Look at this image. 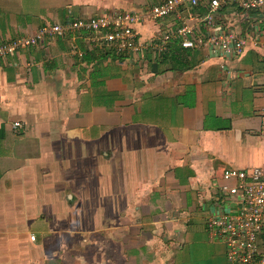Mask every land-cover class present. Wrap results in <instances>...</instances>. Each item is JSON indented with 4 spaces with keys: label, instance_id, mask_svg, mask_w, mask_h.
<instances>
[{
    "label": "crops",
    "instance_id": "crops-1",
    "mask_svg": "<svg viewBox=\"0 0 264 264\" xmlns=\"http://www.w3.org/2000/svg\"><path fill=\"white\" fill-rule=\"evenodd\" d=\"M163 1L0 0V44L65 27L0 57V264H228L206 222L237 208L226 169L264 165V6L215 13L251 37L233 58L157 52L184 22L213 31L206 2L138 25L140 53L69 27Z\"/></svg>",
    "mask_w": 264,
    "mask_h": 264
},
{
    "label": "built area",
    "instance_id": "built-area-1",
    "mask_svg": "<svg viewBox=\"0 0 264 264\" xmlns=\"http://www.w3.org/2000/svg\"><path fill=\"white\" fill-rule=\"evenodd\" d=\"M203 2L208 4V13L199 19L212 28L214 15L222 7L233 6L244 11H254L264 6V0H164L147 11H116L98 17L78 19L69 24V27L102 32L104 45L119 55L128 52L140 53L143 48L138 39V25L168 17L181 6L194 8ZM64 29L61 24L46 25L34 35L1 43L0 57L43 43L48 38L62 34ZM259 36L258 31L253 32L252 40L255 44ZM249 39L221 27L214 28L206 36H196L195 28L184 22L175 31L165 32L156 49L158 53H162L168 44L176 43L182 48H207L216 57L222 54L226 58H233L244 54ZM14 126H20V122H15ZM222 178L224 183L221 190L233 198L237 208L226 215L209 218L206 222L207 231L212 238H219L225 243L228 264H264V165L255 167L251 172L244 168L231 167L223 172ZM31 239L35 241L37 237L32 236Z\"/></svg>",
    "mask_w": 264,
    "mask_h": 264
}]
</instances>
